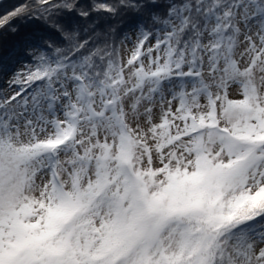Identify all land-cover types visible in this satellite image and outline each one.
Returning <instances> with one entry per match:
<instances>
[{
	"label": "snow or ice",
	"instance_id": "obj_1",
	"mask_svg": "<svg viewBox=\"0 0 264 264\" xmlns=\"http://www.w3.org/2000/svg\"><path fill=\"white\" fill-rule=\"evenodd\" d=\"M4 32L0 264H264V0H26Z\"/></svg>",
	"mask_w": 264,
	"mask_h": 264
},
{
	"label": "trees",
	"instance_id": "obj_2",
	"mask_svg": "<svg viewBox=\"0 0 264 264\" xmlns=\"http://www.w3.org/2000/svg\"><path fill=\"white\" fill-rule=\"evenodd\" d=\"M26 0H3L0 3V14H3L5 10H12L14 6H19L25 3ZM85 3H90L91 0H84ZM14 24L17 27H20L22 30L27 27H31V25H26L23 21L17 20L14 21ZM13 42V36L9 32H4L3 35H0V45L9 46ZM3 83L2 77H0V84Z\"/></svg>",
	"mask_w": 264,
	"mask_h": 264
},
{
	"label": "water",
	"instance_id": "obj_3",
	"mask_svg": "<svg viewBox=\"0 0 264 264\" xmlns=\"http://www.w3.org/2000/svg\"><path fill=\"white\" fill-rule=\"evenodd\" d=\"M3 0H0V3L2 2Z\"/></svg>",
	"mask_w": 264,
	"mask_h": 264
}]
</instances>
